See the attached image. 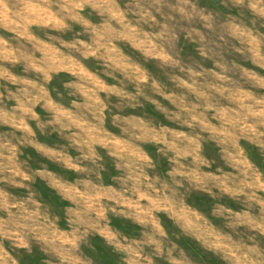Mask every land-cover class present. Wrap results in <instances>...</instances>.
Segmentation results:
<instances>
[{"label": "rangeland", "instance_id": "rangeland-1", "mask_svg": "<svg viewBox=\"0 0 264 264\" xmlns=\"http://www.w3.org/2000/svg\"><path fill=\"white\" fill-rule=\"evenodd\" d=\"M0 264H264V0H0Z\"/></svg>", "mask_w": 264, "mask_h": 264}]
</instances>
